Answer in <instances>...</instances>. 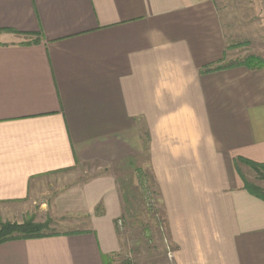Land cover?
Segmentation results:
<instances>
[{
  "label": "crops",
  "instance_id": "crops-1",
  "mask_svg": "<svg viewBox=\"0 0 264 264\" xmlns=\"http://www.w3.org/2000/svg\"><path fill=\"white\" fill-rule=\"evenodd\" d=\"M218 8L0 0V33L37 40L0 42V222L50 206L87 224L4 242L0 264H105L120 253L114 178L60 180L138 156L143 138L176 263L264 264V201L235 170L238 159L264 163V70L224 64Z\"/></svg>",
  "mask_w": 264,
  "mask_h": 264
},
{
  "label": "rangeland",
  "instance_id": "rangeland-1",
  "mask_svg": "<svg viewBox=\"0 0 264 264\" xmlns=\"http://www.w3.org/2000/svg\"><path fill=\"white\" fill-rule=\"evenodd\" d=\"M213 1L217 3L219 13L225 14L221 18L223 36L227 42L224 64L241 65L249 57L264 59V0ZM28 40L32 41L33 38L0 33V42L25 43ZM141 148L142 152L138 156H131L132 159L100 168L98 163H85L75 169L73 175L61 177L60 180L68 183L80 180L87 182L100 176L114 178L122 199V215L115 225L122 242V251L105 264H177V247L169 235L157 183L146 159L145 138ZM235 170L239 177L241 174L248 183L257 187H254L256 190L259 188L264 191V173L259 174L238 161H235ZM60 212L62 210L55 211L50 206L36 208L21 214L23 219L16 214L13 220L0 224L36 223L44 227L42 232L45 234L87 227L86 222H75L76 217L70 213Z\"/></svg>",
  "mask_w": 264,
  "mask_h": 264
},
{
  "label": "trees",
  "instance_id": "trees-1",
  "mask_svg": "<svg viewBox=\"0 0 264 264\" xmlns=\"http://www.w3.org/2000/svg\"><path fill=\"white\" fill-rule=\"evenodd\" d=\"M37 43V40L31 42H25L24 44ZM242 66H245L249 69H263L264 70V59L249 57L246 58L242 63ZM238 162L248 165L252 170L256 171L259 174L264 173V163H256L253 161L238 159ZM240 177L243 181L244 188L254 196L264 201V191L255 189L257 187L251 185L246 181V179L240 174ZM255 187V188H254ZM44 227L40 224H34L31 222H22L20 224H0V244L17 239H37L50 236L51 234H45L42 232Z\"/></svg>",
  "mask_w": 264,
  "mask_h": 264
}]
</instances>
